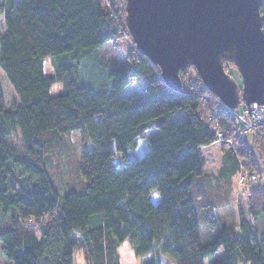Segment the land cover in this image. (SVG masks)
<instances>
[{"label":"trees","instance_id":"trees-1","mask_svg":"<svg viewBox=\"0 0 264 264\" xmlns=\"http://www.w3.org/2000/svg\"><path fill=\"white\" fill-rule=\"evenodd\" d=\"M124 17L123 0H0V71L17 99L7 109L0 87L3 264H73L74 235L86 264H119L125 241L136 257H149L142 264H264V238L253 231L264 214V179L248 137L236 141L235 120L200 80L186 90L180 73L181 89H168L136 50ZM122 40L132 48L126 65L111 66L106 82L92 89L79 77L81 61ZM47 58L52 75L44 72ZM130 81L142 98L120 95ZM55 85L61 93L52 96ZM69 132L85 145L72 179L79 182L61 197L46 161ZM248 136L264 171V124ZM219 139V179L246 173L256 182L246 193L249 221L238 211L235 226L202 244L192 185L204 176L201 149ZM219 250L222 258L211 260Z\"/></svg>","mask_w":264,"mask_h":264},{"label":"water","instance_id":"water-1","mask_svg":"<svg viewBox=\"0 0 264 264\" xmlns=\"http://www.w3.org/2000/svg\"><path fill=\"white\" fill-rule=\"evenodd\" d=\"M132 42L160 71L163 84L181 89L192 68L225 107H264L263 0H123ZM233 65L239 87L225 72Z\"/></svg>","mask_w":264,"mask_h":264},{"label":"rangeland","instance_id":"rangeland-1","mask_svg":"<svg viewBox=\"0 0 264 264\" xmlns=\"http://www.w3.org/2000/svg\"><path fill=\"white\" fill-rule=\"evenodd\" d=\"M131 46L124 40L118 43L117 47L112 44H105L103 47L92 53L89 57L83 59L79 67V77L89 83L91 88L106 82L107 73L111 66L124 67L126 65V53L131 51ZM225 72L237 83L239 87L241 84V77L234 66L227 65L224 68ZM44 72L47 75L53 74L51 67V58L44 61ZM200 80L196 72L192 68H188L184 74V83L187 86L186 90L194 88L200 84ZM0 87L3 94L4 104L7 109L17 101L12 88L6 80L4 74L0 71ZM61 93V86L55 85L51 88L50 94L52 96ZM125 98L140 99L144 93L134 81H130L129 85L120 94ZM207 98V97H206ZM208 99V98H207ZM217 98H215L216 100ZM180 115L175 116L179 118ZM154 135V132H149L147 138ZM249 135V134H248ZM246 141L251 150L252 157L259 167L258 178L264 179V171L261 168L259 161V151L257 148L252 147L251 136H248ZM62 144L61 151L54 152L51 150V155L48 156L46 161V169L59 196L72 191L68 186L74 182L72 179H77L79 176V162L81 152L84 148L80 135L76 132H69L61 138ZM15 143V139L13 138ZM147 144V142H145ZM226 144V143H224ZM88 147L90 145H87ZM222 144L215 143L207 148L201 149V157L204 161V176L196 178L192 185V199L195 205L196 213L199 218V236L202 244L207 241L213 240L219 233L222 227H233L237 223L238 211H241L244 218L249 221L247 217L248 195L247 189L251 186L240 187L238 186L236 176L231 178L232 181H227L224 178L219 179V170L221 167L222 158ZM148 147V146H147ZM64 149V150H63ZM140 144L139 150H142ZM145 150V149H143ZM57 153L56 155H54ZM137 155V154H136ZM134 155V157H136ZM237 178V179H236ZM82 182V179L79 177ZM68 185V186H67ZM150 200L153 202L158 201L156 193H151ZM210 218V219H209ZM0 219H6V215L0 210ZM8 219V218H7ZM253 231L256 239L264 238V214L259 218L258 222L253 224ZM72 241L76 244L73 254V264H86L82 252V243L78 235L72 237ZM119 264H142L147 258L136 257L127 241H125L117 250ZM223 256L222 250H219L212 258L221 259ZM0 244V264H3ZM160 264H172L166 258L161 259Z\"/></svg>","mask_w":264,"mask_h":264},{"label":"built area","instance_id":"built-area-1","mask_svg":"<svg viewBox=\"0 0 264 264\" xmlns=\"http://www.w3.org/2000/svg\"><path fill=\"white\" fill-rule=\"evenodd\" d=\"M159 71V69H158ZM160 72V71H159ZM216 101L223 107V109L235 120V139L238 142L243 141L248 134L255 132L258 126L264 124V107L251 104L250 106H245L241 103L236 109L230 110L225 107L218 99ZM219 143L223 141L218 140ZM227 147L232 146V142H224ZM256 182L255 176H248V174H240L238 176V186L245 187L251 186Z\"/></svg>","mask_w":264,"mask_h":264},{"label":"crops","instance_id":"crops-1","mask_svg":"<svg viewBox=\"0 0 264 264\" xmlns=\"http://www.w3.org/2000/svg\"><path fill=\"white\" fill-rule=\"evenodd\" d=\"M210 147V146H209ZM203 148H207V147H203Z\"/></svg>","mask_w":264,"mask_h":264}]
</instances>
